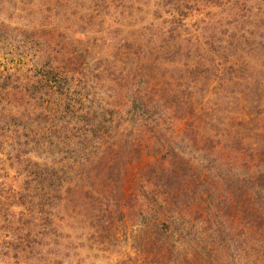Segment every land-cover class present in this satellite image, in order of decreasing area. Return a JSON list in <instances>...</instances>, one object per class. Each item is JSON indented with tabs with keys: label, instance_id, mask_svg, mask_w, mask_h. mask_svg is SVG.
I'll return each mask as SVG.
<instances>
[{
	"label": "trees",
	"instance_id": "16d2710c",
	"mask_svg": "<svg viewBox=\"0 0 264 264\" xmlns=\"http://www.w3.org/2000/svg\"><path fill=\"white\" fill-rule=\"evenodd\" d=\"M5 44L20 69L0 70V99L21 104L0 108L1 259L130 237L143 264H264V0H0ZM182 119L188 152L165 138Z\"/></svg>",
	"mask_w": 264,
	"mask_h": 264
},
{
	"label": "rangeland",
	"instance_id": "374dc122",
	"mask_svg": "<svg viewBox=\"0 0 264 264\" xmlns=\"http://www.w3.org/2000/svg\"><path fill=\"white\" fill-rule=\"evenodd\" d=\"M34 11L35 10H33V12ZM20 25H21L20 23H15V24H12V27H18L19 28ZM15 38H16V36H15ZM13 40H14V36H11L8 38L9 42H11ZM10 48L11 47L6 46V44H5V49L0 50V70L3 72H5V71L11 72L14 69H20V50L19 49L13 50ZM7 89H4L1 91V93H3V94L6 92H8V94H7V96H3V94H1V97H3V98L0 99V108L7 109V111L12 110L13 112H15V109H17L20 112V104H21L20 103V97L19 96L17 97V95L13 94L12 93L13 91H11L9 94V91ZM18 89H19V87L16 88L15 91ZM14 96H16V97H14ZM21 99H22V101L27 100L28 95L24 96ZM4 116H11V115H5L4 114ZM190 123H191L190 119L189 120H186V119L178 120L174 124L178 130L173 132V134H170V133L165 134V138H168L169 140H171L172 143L175 144L176 149L180 150V152H188L193 147L189 136H186L189 134V132L183 131L184 128L191 125ZM195 124H197V126L199 124V130H201V131L196 135L194 142L195 143L198 142L199 143L197 145L198 147H200L201 149L202 148L205 149L207 153L211 152L209 155H212L215 152V150L213 148L208 147V146H209L210 142L213 141L216 137H214V134L209 129V125L211 123H209L208 121H206L205 123H200L198 121H195ZM155 148H156V146H155ZM205 155H206V153H205ZM145 159H150V157L142 156V162ZM199 160H200V158H199ZM141 163H139V164L134 163L132 166H134V167H136L138 165L140 166ZM3 164L8 166V163L3 162ZM153 165H154V167L145 166V168L144 169L142 168L141 170L136 169V170L128 171L127 172V179H126V183H127L128 188L130 189V188H132L133 185H137V184H142L148 188V186L149 187L152 186V183L157 182L156 178L159 174V169L155 167L156 166L155 164H153ZM203 165H207V163L204 162ZM13 174H14V172L11 170L10 175H13ZM165 185H166V183H161V182L158 183L157 189L159 190V192H161V190L164 189ZM143 189L144 188L139 189V190L143 191ZM167 190H169V189H167ZM157 197L162 198L164 196L157 195ZM140 201L146 202L145 198H141ZM18 218H19V215L15 214L14 216L10 217L9 219L18 220ZM0 219L3 220L4 218L0 217ZM232 220L235 222V226L238 229H240L242 227L241 225H236L237 221H238L237 218L232 219ZM67 232L71 233L73 240H76L75 237L78 236V234H79V232L76 230H68ZM240 236H239V238H240ZM82 238L84 239V236H82ZM242 241H243V239L240 238L239 243H238V245H240L241 249L244 246ZM83 242H84V245L82 247L75 248L74 250H71V255L65 259L64 264H123V263H125V261H123V259L127 258L126 257L127 254H129V256L131 257V259L128 261V264H134V263L135 264H143L144 257H140L137 255V254L142 255V253H139V251H141V249H138V248L135 249L134 248L135 243L131 241L130 237H128L122 243L114 244L113 246H110L109 249L105 252H99V251H96L94 249H88L87 246L89 245V243H87L86 241H83ZM14 260L15 259H13L11 257L10 258L2 257V259L0 257V264H20V263H18V261H14ZM147 260H149V259L147 258ZM162 262L163 261H161V263ZM145 264H152V263H145ZM166 264H171V262H169V263L166 262Z\"/></svg>",
	"mask_w": 264,
	"mask_h": 264
}]
</instances>
